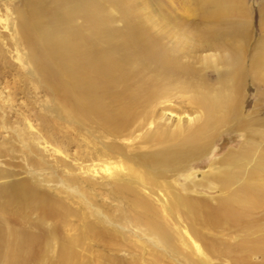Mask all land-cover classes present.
Listing matches in <instances>:
<instances>
[{"label":"rangeland","instance_id":"374dc122","mask_svg":"<svg viewBox=\"0 0 264 264\" xmlns=\"http://www.w3.org/2000/svg\"><path fill=\"white\" fill-rule=\"evenodd\" d=\"M26 1L0 0V173L17 176L12 180L27 177L38 182L43 192L67 209L56 233L49 231L52 222L44 224L46 237L52 242L47 256L57 258L56 250L62 246L71 264H193L197 242L182 234L185 221L175 220L173 215L178 214L169 201L171 194L146 189L121 194L114 186L119 159L105 153V147L117 145L118 140L106 138L101 128L87 120L66 122L57 117L55 103L44 91L45 84L38 78L36 64L21 37L19 20L25 15ZM235 1L88 0L103 34L95 35L81 18L66 27L104 49L112 60L117 58L113 49L122 42L135 38L149 42L165 57L161 67L170 72L172 102L167 104L174 107V117L192 115L193 106L187 103L190 98L216 96L234 87L230 76L238 67L230 60L232 56L242 57L247 69L238 75L243 78L239 79L240 103L236 102L240 116L216 127L211 136L202 132L190 140L182 137L187 139L184 154L196 148L207 150L187 166L191 172H199L197 179L206 186L210 181L200 173H207L210 164H217L228 152L237 156L250 149L253 162L264 155V69L257 73L250 67L252 56L264 46V0ZM40 2L51 6L54 0ZM181 100L185 103H179ZM242 122L247 126L239 129ZM251 165L241 158L229 168L235 182L252 183L258 192L251 209L255 218L264 214V173L251 169ZM173 179L177 184L186 182L178 177L167 180ZM200 191L212 199L208 198L209 203L216 204L217 192L207 188ZM133 198L149 200L151 212L133 205ZM27 216L36 218L35 214ZM146 218L162 227L166 235L149 233ZM263 223L260 234L246 224V232L230 231L223 239L232 247L243 242L258 244L264 239ZM201 257L210 264H231L221 257L212 260L205 253ZM260 261L259 256L251 257L252 264Z\"/></svg>","mask_w":264,"mask_h":264},{"label":"bare ground","instance_id":"6f19581e","mask_svg":"<svg viewBox=\"0 0 264 264\" xmlns=\"http://www.w3.org/2000/svg\"><path fill=\"white\" fill-rule=\"evenodd\" d=\"M88 4V0H54L47 6L40 0H27L25 15H19L23 44L36 64L38 78L45 84L44 91L55 103L57 117L66 122L87 120L101 128L106 138L118 140L117 145L105 147V153L119 159L114 186L121 194L145 189L149 192L165 190L171 194L169 201L178 215L171 214L176 221L186 222L182 234L197 242L195 252L192 251L196 259L193 264H210L208 259L201 257L204 253L212 260L228 259L231 264H252L251 257L259 256V264H264V237L258 244L243 242L237 247L223 239L230 231L246 232V224L259 234L262 231L259 226L264 214L254 218L251 210L259 194L252 183L235 182L229 165L245 158L249 165L252 164L251 169L264 173V155L253 162L250 149L237 156L228 152L220 162L210 164L207 173H200L210 181L206 186L197 179L199 172H191L187 167L204 151L206 153V148L183 153L187 139L194 135L199 137L202 132L211 136L216 127L240 116L236 104L239 102V79L247 69L242 65V57L232 56L230 60L238 67V72L230 76L234 87L216 96L192 97L187 102L193 106L192 115L174 117L171 113L174 107L167 104L172 102L170 72L161 67L165 57L149 42L143 43L136 38L132 42H122L113 49L117 58L112 60L104 49L93 46V42L74 28L67 31L66 27L81 18L89 23L95 35L103 34ZM261 12L264 15V3ZM250 67L257 73L264 69V46L252 56ZM196 112L200 117L194 116ZM246 126L243 123L238 127ZM183 136L187 139L182 140ZM213 141L214 138L210 144ZM15 177L0 173V179H4L0 183V264H71L62 246L56 250L57 258L47 256L52 242L47 239L44 226L45 222H52L49 231H59L67 209L60 200L43 192L38 182H31L27 177L12 180ZM170 177L186 182L177 184L175 179L167 180ZM200 188L217 192L216 204L209 203L211 198L204 197ZM133 205L151 212L149 200L133 198ZM28 214H35V220H30ZM156 215L159 216L157 212ZM145 224L149 233L166 235L151 219L146 218ZM205 232H215L218 236L213 238Z\"/></svg>","mask_w":264,"mask_h":264}]
</instances>
